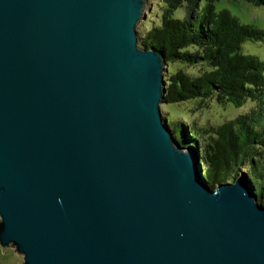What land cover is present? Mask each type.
<instances>
[{
  "label": "water",
  "instance_id": "water-1",
  "mask_svg": "<svg viewBox=\"0 0 264 264\" xmlns=\"http://www.w3.org/2000/svg\"><path fill=\"white\" fill-rule=\"evenodd\" d=\"M148 3L0 0V244L24 264H264L249 179L210 187L164 119Z\"/></svg>",
  "mask_w": 264,
  "mask_h": 264
},
{
  "label": "trees",
  "instance_id": "trees-1",
  "mask_svg": "<svg viewBox=\"0 0 264 264\" xmlns=\"http://www.w3.org/2000/svg\"><path fill=\"white\" fill-rule=\"evenodd\" d=\"M160 1L165 5L161 21L138 31L139 45L161 50L167 66L179 62L207 66L199 75L182 68L171 73L168 68L164 102L212 96L220 103L232 102L239 107L253 102L249 112L221 124L194 130L177 124L179 133L169 121L167 124L183 146L197 148L210 187L234 181L244 170L264 205V60L242 51L247 40H264V28L244 23L229 9H217L218 0ZM246 1L264 5V0ZM178 9L184 10L183 17L175 16Z\"/></svg>",
  "mask_w": 264,
  "mask_h": 264
},
{
  "label": "rangeland",
  "instance_id": "rangeland-1",
  "mask_svg": "<svg viewBox=\"0 0 264 264\" xmlns=\"http://www.w3.org/2000/svg\"><path fill=\"white\" fill-rule=\"evenodd\" d=\"M204 5V1L202 2ZM217 9H229L234 15L240 18L244 23L264 28V5L257 6L246 0H218ZM165 5L160 0H149L147 14L144 20L137 26V30L144 32L153 24H159L162 17V11ZM175 16L183 17L184 10L178 9ZM242 51L246 54H253L264 60V40H247L243 43ZM168 68L173 73L178 68H182L191 75H199L206 65H188L184 63H171L167 66L165 77L168 75ZM253 102L249 100L243 106L239 107L232 102L220 103L215 96L209 98H194L182 102L162 103L161 111L166 122L169 121L172 128L179 133L180 126L177 124H186L194 127H205L209 124L217 125L226 120L233 119L239 114L249 112ZM245 173V174H244ZM249 179L250 174L247 171H241L237 178L245 176ZM231 182V180H228ZM216 185V184H215ZM264 200V199H263ZM0 264H24V257L16 251L15 247H2L0 244Z\"/></svg>",
  "mask_w": 264,
  "mask_h": 264
}]
</instances>
